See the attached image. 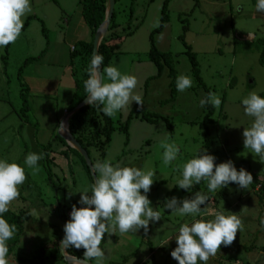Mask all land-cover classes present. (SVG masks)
Segmentation results:
<instances>
[{
    "label": "rangeland",
    "instance_id": "1",
    "mask_svg": "<svg viewBox=\"0 0 264 264\" xmlns=\"http://www.w3.org/2000/svg\"><path fill=\"white\" fill-rule=\"evenodd\" d=\"M81 2L30 0L32 11L22 18L24 26L29 20L27 28L14 43L0 47V160L17 163L25 169L27 177L19 188L20 197L10 209L16 213L35 210L24 225L25 232L15 255L8 258L9 264H26L20 258H32L42 245L59 237L63 227L57 217L59 205L70 207L72 201L79 202V192L91 191V181L81 160L73 154L67 159L62 155V144L54 140L59 135L57 128L63 112L74 95L72 83L80 82L86 71L79 59H70L68 48L51 44L47 49V39L56 40L60 33L62 39L63 35L68 38L74 35L81 20ZM256 4L257 0H117L118 29L114 33L120 40L111 43L119 45V49L110 65L137 78L135 93L142 96L143 113L156 114L161 119L149 124L134 118L127 140L123 126L136 106L133 102L111 117L115 131L104 159L96 150L92 149L90 154L94 164L97 160H110L113 165L154 171V183L147 195L150 206L161 213V220L150 222L147 233L143 229L125 235L106 233L100 245L106 257L104 264H178L171 252L177 247L179 227L198 219H214V214L180 216L164 208L165 202L173 197L188 198L176 181L182 178V165L197 157L201 149L215 156L216 164L231 160L237 170L243 168L253 176L247 189L230 183L227 188L208 192L207 182L202 181L200 193L209 196V211L237 214L243 222L233 244L222 245L208 264H264V227L260 224L264 202H260L256 193L264 183V161L244 148L242 135L254 119L245 114L242 100L253 91L258 95L264 93V67L259 64L264 47L257 44L264 40V12H258ZM165 5L164 29L156 33ZM184 27H188L186 33ZM152 36L159 51L172 55L176 79L180 75L192 79V86L183 92L175 87V101L167 67L161 77L145 86L158 74L149 59ZM187 45L196 55L203 86L193 76ZM26 61L30 62L20 78L19 71ZM35 78L41 85L60 80V87L55 94L29 93L27 110L22 83L29 85ZM209 92L219 96L221 105L214 107L205 122L208 112L200 106V100ZM165 135L180 148L177 159L170 165H164L162 159L164 149L160 143ZM45 148L54 159L51 169L47 163L44 166L43 158L38 162L40 171L33 175L24 163L25 158L29 153H43ZM48 168L54 174L52 183L46 174ZM220 191L224 197L217 198ZM144 235L148 236L142 242Z\"/></svg>",
    "mask_w": 264,
    "mask_h": 264
},
{
    "label": "clouds",
    "instance_id": "2",
    "mask_svg": "<svg viewBox=\"0 0 264 264\" xmlns=\"http://www.w3.org/2000/svg\"><path fill=\"white\" fill-rule=\"evenodd\" d=\"M256 10L264 12V0H257ZM32 11L30 0H0V47H7L20 36L24 27L23 17ZM159 23L157 22V25ZM104 58L94 52L87 69L88 78L84 81L86 103L90 106L102 107L100 110L109 118L126 109L135 102L143 108V99L135 93L138 80L134 75L122 74L116 66L103 67ZM110 81V82H106ZM192 86L189 76L180 75L176 79V87L180 92ZM212 105L219 108L221 99L209 92L200 100V106ZM244 112L254 118L250 127L244 128V148L250 149L261 161H264V98L255 91L242 100ZM65 129L63 123L57 128ZM163 151V164L170 165L180 152L177 144L169 142L168 135L160 143ZM44 154L29 153L24 163L35 175L40 171L38 162ZM216 157L207 154L206 149L197 157L182 165V178L176 181L177 186L189 190L194 184L207 182L208 192L218 188H227L235 183L240 189H247L253 183V176L245 169L237 168L231 160L216 164ZM95 183L91 191L85 189L79 203L83 207L72 206L70 220L64 225V238L60 241L63 251L70 248L84 249L83 259L78 264H104L105 253L100 247L104 235H120L136 233L143 229L148 232L150 222L161 220V213L151 207L148 193L154 183L156 173L137 167L113 165L110 160L97 162L92 166ZM25 169L17 163L0 160V264H9L7 241L17 231L15 224H9L3 215L9 211L10 205L20 196L19 188L26 180ZM143 190V194H141ZM71 195V193H70ZM209 196L197 192L191 199L178 200L173 197L166 201L164 208L180 216L207 215ZM202 205H207L203 209ZM35 210L29 213L33 215ZM260 224L264 227V218ZM243 228V222L237 214L225 215L215 212L214 219L194 220L191 225L184 223L179 227L175 238L177 247L171 257L178 264H208L219 252L221 246L229 247Z\"/></svg>",
    "mask_w": 264,
    "mask_h": 264
},
{
    "label": "trees",
    "instance_id": "3",
    "mask_svg": "<svg viewBox=\"0 0 264 264\" xmlns=\"http://www.w3.org/2000/svg\"><path fill=\"white\" fill-rule=\"evenodd\" d=\"M81 8H82V17L85 21V23L89 26L92 32V41L91 42H78L74 50L72 51V59H79L81 66L85 69L86 73L84 74V78L80 81L77 82L76 84V91L72 97L71 104L68 110L75 108L78 104H80L85 98H86V92L84 89V81L88 78V73L87 69L90 66L92 55H93V38L94 34L97 31L98 27L103 23L105 16H106V10H107V0H82L81 2ZM166 5L164 7L163 11V17L161 21L160 27L156 30V33L161 32L164 29V25L167 19L166 16ZM115 18H116V12L114 14V17L111 21L110 27L108 29V32L106 36L104 37L100 48H99V54L103 56L104 61L102 67H107L110 65L112 59L115 57L117 54V51L119 49V45H111L112 41L120 40L119 37L115 36L116 34L114 31L118 29V26L115 23ZM29 20L25 24L22 30H25L28 26ZM188 30V27H184V33H186ZM45 34V33H44ZM152 40V45H151V50L149 53V59L152 63H154L158 69V74L152 78L149 79L146 82V87H148L149 83L151 80L155 78H159L162 76L165 67L169 69V76L172 78V82L170 84V87L173 88L172 90V95H173V101H175L176 97V71L173 66L172 62V55L170 53H164L159 51L153 40V36L151 37ZM181 40L184 43V35L181 37ZM258 45L264 47V40H259L257 42ZM186 45V44H185ZM187 52L186 55L188 56L191 65H192V73L193 76L196 78L198 84L200 86H203L204 83L200 77V72H199V66L197 62L196 55L190 50V47L187 45ZM30 61H26L25 65L20 69L19 75L21 78V74L24 71V67L29 64ZM259 64L264 67V49L261 52L260 58H259ZM26 84L22 83L23 91H22V98L24 100V108L29 109L28 107V101L27 97L29 94V88ZM261 98H264V93L259 95ZM102 105L97 106V105H92V106H87L81 109L79 112L74 114L68 121L69 123V130L71 134L75 137V139L82 145V147L88 152L90 159L92 160V163L94 165V161L91 158V150H96L100 152V156L102 159H104L106 155V149L111 143V138L112 135L115 131L113 121L111 118L108 116L104 115L100 108ZM204 109L208 112V114L205 117V122L208 121V118L213 113L214 107L210 104L205 105ZM23 112L26 114L27 112ZM134 118L141 119L144 122H147L149 124L151 123H156L161 117H159L156 114H151V113H143L142 108H139V106H135L132 109V112L130 116L128 117L126 123L123 126V132L127 137V140L129 139V126L131 120ZM55 141H58L59 143L62 144L64 151H62V155L65 156L68 159L69 154H73L77 156L82 164L84 169L86 170L90 181H91V186L94 184L93 178L91 176L90 170L88 166L86 165L83 157L74 149L70 148L67 143L65 142L64 139H62L59 135H56L54 138ZM211 141H208L207 146ZM206 146V147H207ZM50 148L49 146H47ZM48 148H45L43 154H44V166L48 164L50 167L51 163L54 162L53 157L50 158L49 156V151ZM204 151V149H201L200 153ZM207 152V151H206ZM207 154H209L207 152ZM47 163V164H46ZM51 169V167H50ZM49 168L46 170V174L48 176V180L52 183L54 174ZM202 181L200 184H195L192 188L189 190H183L184 192L188 193V198L191 199L197 192H201V185ZM259 189L257 190L256 193H258L260 197V202H264V183L262 185H259ZM258 187V186H257ZM254 186V189L256 188ZM212 195V194H211ZM20 197V196H19ZM217 198H222L224 197V193L222 191L218 192L216 195ZM72 205L68 207L67 205H59V211L57 214V217L62 221L63 227H62V232L59 237H55L52 241L42 245L36 252V255L33 256L30 259L27 258H20L22 262H25L26 264H61L64 262L63 257L60 252V241L64 238V225L66 222L70 220V215L69 213L72 210V206L76 205L77 208L83 207L79 202L72 201ZM30 211L28 210H22L19 213L14 212L9 208V211L3 215V218L9 223V224H15L17 231L14 234V237L7 241V245L9 248V252L7 255V260L11 256L15 255V252L19 246V243L21 242L22 236L24 235L25 232V223L29 222L32 219V215H29ZM148 236V235H147ZM144 235V237H147ZM248 249V248H246ZM67 253L73 257L83 259V254H84V249H75V248H70L67 250ZM94 260H91L90 262L92 263ZM64 264H67L64 262Z\"/></svg>",
    "mask_w": 264,
    "mask_h": 264
},
{
    "label": "water",
    "instance_id": "4",
    "mask_svg": "<svg viewBox=\"0 0 264 264\" xmlns=\"http://www.w3.org/2000/svg\"><path fill=\"white\" fill-rule=\"evenodd\" d=\"M116 3L117 0H107V10H106V16L105 19L103 21V23L98 27L97 31L94 34V38H93V53H99V48L100 45L104 39V37L106 36L108 29L110 27L111 21L114 17L115 14V9H116ZM101 70L103 69L102 65L100 66ZM90 106L89 104L86 103V98L80 103L78 104L75 108L67 110L60 122L63 123V125L65 126V129H62V131H59V136L65 140V142L67 143V145L76 150L84 159L86 165L88 166L91 176L93 178V181L95 183V179H94V175H93V163L92 160L89 157L88 152L82 147V145L75 139V137L71 134L70 130H69V119L76 114L77 112H79L81 109H83L84 107ZM60 127V126H59ZM60 252L61 255L63 257V260L67 263V264H78V262L82 259L80 258H76L73 257L71 255H69L67 253V251H63L60 247ZM88 264H93L90 261L88 262Z\"/></svg>",
    "mask_w": 264,
    "mask_h": 264
},
{
    "label": "crops",
    "instance_id": "5",
    "mask_svg": "<svg viewBox=\"0 0 264 264\" xmlns=\"http://www.w3.org/2000/svg\"><path fill=\"white\" fill-rule=\"evenodd\" d=\"M79 18L81 20L78 21L77 27H76V29L74 31V35L71 38H68L65 35H63L64 37L62 39L61 38L62 33H60L56 40L47 39V49H49L51 44H54L56 48L64 46L65 48L69 49V51H70V59H72V56H71L72 51L74 50V47H75V45L78 42H82V41L83 42H91L93 35H92V32H91V29L85 23V21H84V19L82 17V9L80 10V17ZM67 24L69 25L68 21H67ZM87 34H88L89 38H86ZM69 65L72 66V60H71V63H69ZM37 80L38 79L35 78L34 80H30V84L29 85L27 84V86L29 88V93H31L33 95L34 94H48L49 91L52 92L53 94H55L56 89L58 90V88L60 87V80H58V81H46L47 83L45 82V84H43V85H41V82L37 81ZM72 87H73L72 89H74L73 91L75 93L76 84L72 83ZM70 104H71V101H70ZM70 104H69V107H70ZM69 107L65 111H67L69 109ZM65 111L63 112V114H65ZM60 122H59V126H60ZM215 212H219L218 209L217 210L212 209V211H210V215L213 216V214ZM141 238H142V242H144V239H146V237H144V236H142ZM140 245H141V243L139 241L138 248H140Z\"/></svg>",
    "mask_w": 264,
    "mask_h": 264
}]
</instances>
